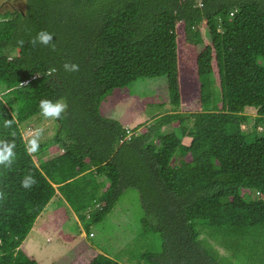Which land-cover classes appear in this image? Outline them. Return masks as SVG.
Segmentation results:
<instances>
[{"label":"trees","instance_id":"1","mask_svg":"<svg viewBox=\"0 0 264 264\" xmlns=\"http://www.w3.org/2000/svg\"><path fill=\"white\" fill-rule=\"evenodd\" d=\"M21 2L0 10V141L16 154L0 165V264H40L23 242L51 202L85 233L69 264L90 253L86 264H121L88 241L127 189L148 242L131 259L264 264V0ZM42 30L55 50L31 44ZM160 78L168 104L148 107L158 114L131 130L113 118L133 83ZM61 98L67 111L29 155L22 125Z\"/></svg>","mask_w":264,"mask_h":264},{"label":"rangeland","instance_id":"2","mask_svg":"<svg viewBox=\"0 0 264 264\" xmlns=\"http://www.w3.org/2000/svg\"><path fill=\"white\" fill-rule=\"evenodd\" d=\"M197 2H200V0H197ZM22 7L23 3L21 0H0V10L2 11L9 8L22 9ZM204 28L202 29L203 31L206 29ZM131 87V91H127L131 97L119 103L113 113L115 116L113 118L129 130L140 124L147 123L153 115L158 114V111L154 108L156 105L148 109L153 102L158 103L154 98L155 96L160 98L159 103L168 104L165 78L138 80ZM137 95H139L138 98ZM168 108V105H166L165 110H168ZM196 110L197 108H189L184 112H194ZM246 113L253 117L255 110L248 109ZM251 124L252 121L249 124H245L243 130L247 133L250 132ZM22 128L26 140L29 138L28 131L30 129L43 128L44 134L40 142L49 139L54 132L52 120L45 119H33L29 123L22 125ZM167 129L171 130V127L168 126ZM184 142H188V139L184 140ZM48 157L50 156H46L45 159ZM56 208L57 206L52 202L45 208L23 242L27 253L33 256L40 264H69L73 257L72 248L79 241V238L84 237L85 234L83 228H79L77 223L78 230L76 229L74 224L76 219L73 216L69 217L65 223L60 220L58 215L62 213L61 208L58 209V213H56ZM142 218L143 211L139 194L134 189H127L120 194L114 208L105 219L98 225L91 227L92 236L88 242L92 247H100L103 250H98L103 251L104 254L121 264H143L131 259L132 256L139 255L144 250V247L146 249L148 244L147 240L141 238L143 234V229L141 228ZM65 234H71L77 238L72 242H68L63 237ZM220 254L224 255L225 253L221 251ZM91 256L93 255L90 253L87 258L74 264H86Z\"/></svg>","mask_w":264,"mask_h":264},{"label":"clouds","instance_id":"3","mask_svg":"<svg viewBox=\"0 0 264 264\" xmlns=\"http://www.w3.org/2000/svg\"><path fill=\"white\" fill-rule=\"evenodd\" d=\"M32 45H43L46 47H51L53 50H55V44L53 42V35L46 30H42L37 33V35L32 38L30 41ZM19 45H23L24 41L19 40L17 41ZM63 69L66 72H76L79 71V66L74 63L65 62L63 64ZM57 71L55 67H52L48 70V75H52ZM39 113L40 116L45 120H59L62 118V114L67 111L68 105L66 101L61 98L56 101H52L49 99H42L39 102ZM13 124L12 120H5L4 121V127L10 128ZM44 134L43 128H36V129H30L28 131L29 138L26 141L25 144V150L26 152L31 155L38 151L39 149V143ZM15 143L9 142V141H0V165H4L6 167H11L14 159H15ZM35 179L29 175L26 176L25 179L21 182V186L23 188H30L33 184H35ZM4 193L0 192V200H3Z\"/></svg>","mask_w":264,"mask_h":264}]
</instances>
